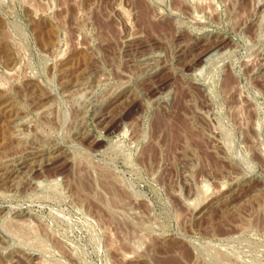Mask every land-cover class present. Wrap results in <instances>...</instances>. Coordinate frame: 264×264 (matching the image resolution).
I'll return each instance as SVG.
<instances>
[{"label":"rangeland","instance_id":"rangeland-1","mask_svg":"<svg viewBox=\"0 0 264 264\" xmlns=\"http://www.w3.org/2000/svg\"><path fill=\"white\" fill-rule=\"evenodd\" d=\"M0 264H264V0H0Z\"/></svg>","mask_w":264,"mask_h":264},{"label":"bare ground","instance_id":"bare-ground-1","mask_svg":"<svg viewBox=\"0 0 264 264\" xmlns=\"http://www.w3.org/2000/svg\"><path fill=\"white\" fill-rule=\"evenodd\" d=\"M215 48V46L214 45H212L211 47H210V49H209V51H208V53H207V55H208V57L209 56H212V54H213V49ZM210 59V58H209Z\"/></svg>","mask_w":264,"mask_h":264}]
</instances>
